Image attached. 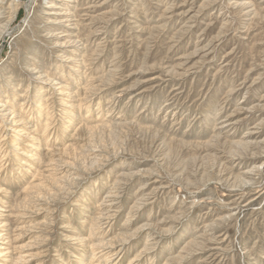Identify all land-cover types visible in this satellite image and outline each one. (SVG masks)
<instances>
[{"label": "rangeland", "instance_id": "374dc122", "mask_svg": "<svg viewBox=\"0 0 264 264\" xmlns=\"http://www.w3.org/2000/svg\"><path fill=\"white\" fill-rule=\"evenodd\" d=\"M0 264H264V0H0Z\"/></svg>", "mask_w": 264, "mask_h": 264}]
</instances>
